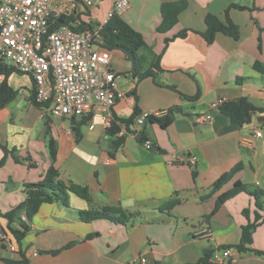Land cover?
Wrapping results in <instances>:
<instances>
[{"label":"crops","instance_id":"obj_1","mask_svg":"<svg viewBox=\"0 0 264 264\" xmlns=\"http://www.w3.org/2000/svg\"><path fill=\"white\" fill-rule=\"evenodd\" d=\"M115 1L96 0L84 19L103 21ZM177 1H186L187 7L170 27L159 30L162 5ZM130 2L121 16L143 36L145 46L139 50L143 69L154 62L159 67L155 77L140 79L124 52L115 49L120 52L116 56L111 50L112 66L125 74L118 82L126 93L111 112L95 108L81 119L53 115L36 102L30 75L0 74V84L6 78L17 92L0 109V142L9 149L0 165V228L15 244L11 249L0 237V264H8L5 258L21 259V251L29 264H144L142 259L146 264H214L213 257L222 256L226 247L233 248V255L215 264H264V254L256 252L264 251V222L253 228L249 249L234 247L255 212L264 214L255 198L242 191L213 213L218 197L236 181L264 189V120H259L264 112L239 125L212 107L218 99L246 97L264 108V0ZM209 13L223 20L228 15L239 26L240 38L219 32L208 42L202 33ZM184 29L185 37H175ZM136 108L141 113L166 110L174 118L165 128L148 119L127 125ZM205 113L213 119L201 124L197 117ZM109 119L117 120L118 136H125L117 148L107 133ZM260 128L263 135L258 137ZM142 130L153 149L139 141ZM3 156L0 146V160ZM183 157H196V163L188 164ZM239 163L241 169L215 189V182ZM52 164L65 183L87 187L92 201L70 193L68 205L43 203L19 244L2 213L22 203L24 185L43 180ZM114 205L139 215L126 223L79 218L80 210ZM22 219L28 220L24 213Z\"/></svg>","mask_w":264,"mask_h":264},{"label":"built area","instance_id":"obj_2","mask_svg":"<svg viewBox=\"0 0 264 264\" xmlns=\"http://www.w3.org/2000/svg\"><path fill=\"white\" fill-rule=\"evenodd\" d=\"M96 0H0V60L32 77L35 100L43 110L56 116L87 115L95 108L111 112L126 96L119 86L121 74L112 66L111 50L104 47L102 30L114 15H122L130 0H116L105 19L96 27L84 19L86 10ZM224 100L212 103L219 108ZM166 110L143 112L137 124L150 116L162 117ZM212 114H200L197 121L204 124ZM112 120L107 122V128ZM256 135H263L262 129ZM153 149L152 140L143 142ZM195 164L196 157H183ZM0 237L11 249L13 241L0 228ZM212 263H222L233 255V248L223 249ZM146 264V260L142 259Z\"/></svg>","mask_w":264,"mask_h":264},{"label":"trees","instance_id":"obj_3","mask_svg":"<svg viewBox=\"0 0 264 264\" xmlns=\"http://www.w3.org/2000/svg\"><path fill=\"white\" fill-rule=\"evenodd\" d=\"M232 6L238 8H245L242 5L233 3ZM187 7L186 1L168 2L162 5V15L163 20L159 26V30L163 31L170 27L177 19L179 13ZM206 30L202 33L205 39L212 43L215 40L217 33L223 32L235 39L240 38L239 26L227 15L226 19H221L218 15L209 13L206 18ZM188 33L187 29L180 31L175 37H185ZM102 34L104 37V47L115 50L120 49L124 52L125 56L133 63V72L138 75V77L144 78L147 76L155 77V69L159 67V64L154 62V66H150L146 69L144 67V57L139 54V50L145 46L143 36L134 27H132L121 15H114L108 22L104 25ZM170 39H167V42ZM259 68V66L257 65ZM262 71L264 69H261ZM18 71L14 66L8 65L4 61L0 60V74H4L6 77L12 72ZM16 90H14L5 78L0 84V109L6 106L10 101H12L16 96ZM198 95L192 98H197ZM221 111L228 115L232 122L239 125H245L251 123L253 118L264 112V108L257 107L253 105L246 97H241L234 100H224L219 106ZM142 113L135 109L134 115L126 119L127 125L137 121V118ZM174 116L166 114L162 117L150 116L148 118L151 122H158L161 127H168L173 121ZM121 131L120 125L117 123L116 119L112 120V124L107 128V133L113 138L114 148L119 147L125 140V136H118ZM147 139H151L150 136L144 131L139 132V141L141 143L145 142ZM1 148L4 150V156L0 160V165L3 164L9 153L7 146L0 142ZM51 153L53 156L56 154V149L54 148L53 142L51 143ZM242 164H237L229 173L222 175L214 184L215 189H219L224 185L229 179L241 169ZM60 172L55 165H51L48 169L45 177L41 181L26 183L25 200L19 205L13 207L8 212L2 213V215L8 220V228L10 233L22 244L24 238L30 230L29 221L33 219L35 214L39 211L41 205L46 202H59L63 205H68L69 194L75 193L81 198L87 200L91 203L92 198L87 187L75 184V183H65L59 178ZM246 191L250 193L255 198V203L258 209H264V189L255 188L251 189L241 181H236L235 185L222 193L216 202L215 210L216 212L220 206L228 199L234 197L238 193ZM169 204H173V201ZM1 213V212H0ZM22 213L27 216V221L22 219ZM79 218L82 221L90 222L97 218H109L111 220L126 223L131 219H134L139 215V212L127 211L120 205L114 206H104L101 208H89L86 210H80L78 212ZM244 214L249 218V210L245 209ZM17 222L18 224H14ZM264 222V214L262 215L258 210L255 212V218L253 222L243 226L241 241L236 244L239 251H246L249 249L254 241L253 239V228H256ZM60 250H53L52 253H58ZM257 253L264 254L262 250H256ZM22 258L19 260L5 258L4 260L8 264H29V259L26 257L23 251L20 252Z\"/></svg>","mask_w":264,"mask_h":264},{"label":"rangeland","instance_id":"obj_4","mask_svg":"<svg viewBox=\"0 0 264 264\" xmlns=\"http://www.w3.org/2000/svg\"><path fill=\"white\" fill-rule=\"evenodd\" d=\"M98 24H99V23H97V22H91V23H90V25L93 26V27H96ZM119 53H120V52L117 51V50L114 51V55H116V56H119V55H120ZM111 54H112V58H113V52H112V51H111ZM124 79H125V74H124V73H121L120 82H123Z\"/></svg>","mask_w":264,"mask_h":264},{"label":"water","instance_id":"obj_5","mask_svg":"<svg viewBox=\"0 0 264 264\" xmlns=\"http://www.w3.org/2000/svg\"><path fill=\"white\" fill-rule=\"evenodd\" d=\"M262 117H263V118H262ZM81 118H83V115H78V116H77V119H81ZM259 120H260V121L264 120V116H261V117L259 118Z\"/></svg>","mask_w":264,"mask_h":264}]
</instances>
